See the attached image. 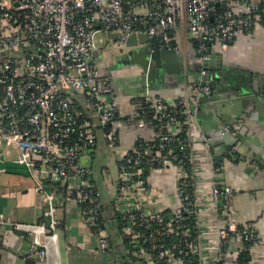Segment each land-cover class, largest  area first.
Masks as SVG:
<instances>
[{
	"label": "built area",
	"instance_id": "2783aa9c",
	"mask_svg": "<svg viewBox=\"0 0 264 264\" xmlns=\"http://www.w3.org/2000/svg\"><path fill=\"white\" fill-rule=\"evenodd\" d=\"M182 24L196 43L202 68L212 45L226 49L239 33L253 35L264 28V0H0V146L19 149L16 163L47 203L49 223L28 227L38 258L46 252L37 232L55 231L58 198L74 200L89 229L98 226L101 204L90 184L92 172L81 159L96 147L90 120L108 127L104 136L112 151L118 146L116 129L121 120L115 104L107 102L115 91L113 79L98 71L97 36L117 33L115 43L122 44L132 35H142L157 41L161 50H173ZM205 74L202 69L199 82ZM73 92L84 98L90 113L76 105ZM209 93L210 87L197 84L190 97L193 102L178 100L170 107L146 95L135 101L139 126L148 123L142 104L154 112L155 143L135 146V157L122 156L117 203L121 206L131 196L139 200V193L147 190V180L135 170L142 159L151 164L159 159L161 168L173 165L185 175L171 210L151 212L141 200L119 206L133 255L147 264H218L232 237L254 238L250 229L239 232L227 214L216 238L212 235L215 230L207 214L219 206L228 210L232 191L214 185L206 189L194 163L195 146L207 145V139L193 135L190 126L198 114L197 100ZM74 178L80 186L73 190ZM97 237L100 250H106L107 234L99 230ZM170 237L177 240L165 245ZM213 240L217 259L210 256Z\"/></svg>",
	"mask_w": 264,
	"mask_h": 264
},
{
	"label": "crops",
	"instance_id": "0c3cea01",
	"mask_svg": "<svg viewBox=\"0 0 264 264\" xmlns=\"http://www.w3.org/2000/svg\"><path fill=\"white\" fill-rule=\"evenodd\" d=\"M177 30L176 50L182 58V75L166 73L162 68L159 76L152 80L151 87L139 96L126 93L129 92L130 79L140 70L134 64L126 65L125 59L145 47L151 48L152 52L157 41L149 40L143 44L139 39L129 41L128 38L124 43L116 44L117 33L97 36L95 60L98 71L111 76L113 81L118 80L122 86L107 99L115 104L123 118L116 129L117 149L108 148L105 137L99 132L94 151L85 152L81 159V163L90 168L105 201L117 198V185H120L118 163L122 156L134 150L136 141L155 139L151 125L137 124L136 99L146 95L150 101H161L170 107L178 100L193 102L190 97L196 90L195 81L201 77L195 54L196 43L185 25H179ZM210 54L221 57L225 66L245 73L249 92L254 91L259 96L264 91V28H259L253 35L239 33L226 49L212 45ZM167 68L173 71L172 66L167 65ZM234 86L233 81H223L222 85L216 83L215 99L205 104L200 118L192 120L190 132L207 139V145L195 146L194 163L206 189L213 185L231 189L229 209L224 214L237 226L254 233L256 241L251 247L248 264H264V113L257 112L249 99ZM79 102L80 108L91 112L82 97ZM220 128L230 134L229 141L216 136ZM19 155V149L13 145L0 146V264H119L107 249L100 250L97 234L84 223L75 201L61 198L55 205L54 217L58 223L55 231L48 233L39 229L37 232L39 241L45 245L46 256L38 258L35 255L32 249L34 233L28 227L49 223L47 203L35 191L34 182L26 170L16 163ZM184 177V172L173 165L150 170L146 176L147 190L139 193V200L151 212L173 209L177 205L178 184ZM70 184L74 190L80 186V181L74 178ZM139 200L131 196L120 206L117 199L115 210L119 213L120 207L133 205ZM220 207L207 214L215 230L214 238L223 225L224 211ZM213 243L211 259L220 258L217 244L214 240ZM242 246V238L232 237L227 252L222 255V263L235 264Z\"/></svg>",
	"mask_w": 264,
	"mask_h": 264
},
{
	"label": "water",
	"instance_id": "95a60500",
	"mask_svg": "<svg viewBox=\"0 0 264 264\" xmlns=\"http://www.w3.org/2000/svg\"><path fill=\"white\" fill-rule=\"evenodd\" d=\"M135 39H139V43L146 44L149 42V39L142 35H132L129 38V41H134ZM129 44V42H128ZM210 52V49H209ZM138 56V57H137ZM135 57V58H134ZM127 61L126 65H136L140 73L130 79L129 81V92L127 94L139 96L140 94L144 95L148 88L151 87V82L155 77L159 76L161 73V69H165L166 73H174L177 75H182L183 73V64L182 58L179 52L176 49L173 50H159L158 43L156 42L153 46V51L151 52V48L145 47L139 50V52L135 55L132 54L131 58L125 59ZM167 65L169 67H173V71L170 72L168 70ZM204 70L206 72L204 80L202 82L195 81V84H199L200 86H208L210 87V93L208 96H201L198 100V114L196 118H200V113L202 108L205 107L207 102L214 100L213 94L216 90V83L219 85L223 84V81L235 83L234 88L241 94L246 96L251 102L253 108L257 110V112L264 113V91H261L259 96H256L254 91L249 92L247 90V85H245L246 77L245 73L241 70H237L235 68H230L225 66L222 62V58L218 56H210V59L205 61L202 65V68L198 70ZM245 80V81H244ZM114 90H118V88H122L119 84L118 80H114ZM121 86V87H120ZM217 137L221 138L224 141H229L230 134L227 132H222L221 128ZM232 139V137H231ZM239 140V139H238ZM236 142V141H235ZM229 143V142H228ZM229 145H233L230 143Z\"/></svg>",
	"mask_w": 264,
	"mask_h": 264
},
{
	"label": "trees",
	"instance_id": "16d2710c",
	"mask_svg": "<svg viewBox=\"0 0 264 264\" xmlns=\"http://www.w3.org/2000/svg\"><path fill=\"white\" fill-rule=\"evenodd\" d=\"M70 96L74 98L76 101V105L81 107L79 102V97H82L78 95V93H71ZM83 98V97H82ZM78 99V101H77ZM84 99V98H83ZM85 101V100H84ZM142 107L144 108L142 112L145 113L146 118L148 120L147 125H152V119L154 112L149 108V104H142ZM138 117L140 115V112L137 111ZM119 119L122 121L123 118L119 117ZM137 119V118H136ZM92 123V128L94 135L96 137V144H97V135L100 132L101 134L106 133L108 127L101 128L95 120H90ZM105 137V136H104ZM155 143V140L153 141ZM145 145V141L139 140L138 143L135 145L136 147L142 148ZM130 157H135L136 153H134V150H131L128 152ZM141 164L137 166L135 170H140L141 174L138 176L142 179H146V176L149 174L150 170L161 168V162L159 159H156L151 163H147L146 160L142 159ZM122 162L118 163V169L121 171ZM90 184L92 185V191L94 196L98 199V201L101 204L99 213H98V226L97 228L91 229L94 234H97L99 230H103L107 234V241H108V248L107 250L109 253H111L117 260L119 264H145L142 260L136 258L133 255V249L129 245V237L123 233V225L124 221L122 220V216L115 210V205L117 199L120 197V185H117L116 190V199L114 200H103V195L100 190V188L95 185L94 183V177L91 175L90 177ZM65 194V192H64ZM70 197H73L72 195ZM88 206V203L85 205ZM221 208V207H220ZM225 211L223 212V214ZM115 223V224H114ZM188 223L192 224L191 219H188ZM40 224L47 225V222H41ZM115 226V227H114ZM239 232H242L243 230H249L248 228H243V226L238 225ZM177 240V239H176ZM175 238L170 237L167 238L166 241L163 243L165 245H171L174 241H176ZM243 240V246L242 249L239 252V255L237 256V259L235 260V264H248L250 261V250L253 244L255 243L256 239L255 237L252 239H247L244 236L242 237ZM218 264H223L222 262H219Z\"/></svg>",
	"mask_w": 264,
	"mask_h": 264
},
{
	"label": "rangeland",
	"instance_id": "374dc122",
	"mask_svg": "<svg viewBox=\"0 0 264 264\" xmlns=\"http://www.w3.org/2000/svg\"><path fill=\"white\" fill-rule=\"evenodd\" d=\"M98 39V38H97Z\"/></svg>",
	"mask_w": 264,
	"mask_h": 264
}]
</instances>
